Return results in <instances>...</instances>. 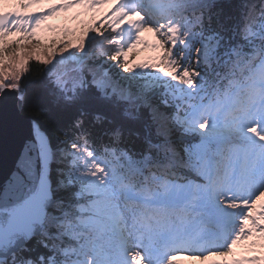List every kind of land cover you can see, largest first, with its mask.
<instances>
[{"label":"snow or ice","instance_id":"6c2138e0","mask_svg":"<svg viewBox=\"0 0 264 264\" xmlns=\"http://www.w3.org/2000/svg\"><path fill=\"white\" fill-rule=\"evenodd\" d=\"M8 119L0 264H264V0H0Z\"/></svg>","mask_w":264,"mask_h":264},{"label":"water","instance_id":"95a60500","mask_svg":"<svg viewBox=\"0 0 264 264\" xmlns=\"http://www.w3.org/2000/svg\"><path fill=\"white\" fill-rule=\"evenodd\" d=\"M30 127L28 119L0 122V190H3L10 179Z\"/></svg>","mask_w":264,"mask_h":264},{"label":"rangeland","instance_id":"374dc122","mask_svg":"<svg viewBox=\"0 0 264 264\" xmlns=\"http://www.w3.org/2000/svg\"><path fill=\"white\" fill-rule=\"evenodd\" d=\"M53 3L56 2V0H52ZM41 8L47 7V4L41 5ZM38 8H32L30 11H38ZM106 9H101L100 11H105ZM76 15H79V19L75 20L73 17ZM99 16V12L97 13H86L83 14L81 9H74L71 10L68 13H62L58 16H54L52 19L46 21L45 25L41 26V31L38 33V38L44 42L47 43L49 40L54 39L56 37V33L61 30L62 28H68V29H76L80 25L87 23L93 17ZM51 29V31H49ZM144 38L149 42H153V38L150 33H144L143 34ZM134 55L136 56V61L140 62L143 60L151 59L155 53H153L151 50H140L137 49L134 52ZM241 249L237 248V251L239 252ZM176 264H191V262L183 260V259H178L176 261Z\"/></svg>","mask_w":264,"mask_h":264},{"label":"trees","instance_id":"16d2710c","mask_svg":"<svg viewBox=\"0 0 264 264\" xmlns=\"http://www.w3.org/2000/svg\"><path fill=\"white\" fill-rule=\"evenodd\" d=\"M132 55H134V53ZM37 67H38V65L35 62H32V68H33L32 76L33 77L37 75V72L35 71ZM24 115L34 116V115H36V113H31L30 112V113H27V114H24ZM47 115L49 116V118H52V114L51 113H48ZM38 123H40V126L42 128H44L45 125L48 124V120H40V121H38ZM53 167H55V166H53ZM53 179H55V173H53Z\"/></svg>","mask_w":264,"mask_h":264}]
</instances>
